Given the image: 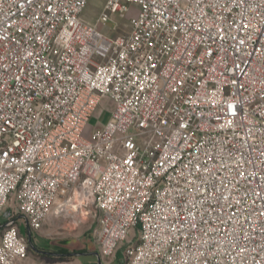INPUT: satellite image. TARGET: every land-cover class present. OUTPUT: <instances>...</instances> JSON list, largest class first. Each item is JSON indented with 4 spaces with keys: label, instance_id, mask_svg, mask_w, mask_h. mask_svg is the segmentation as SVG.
I'll return each instance as SVG.
<instances>
[{
    "label": "built area",
    "instance_id": "obj_1",
    "mask_svg": "<svg viewBox=\"0 0 264 264\" xmlns=\"http://www.w3.org/2000/svg\"><path fill=\"white\" fill-rule=\"evenodd\" d=\"M87 3L0 0V264L53 212L121 264H264V0Z\"/></svg>",
    "mask_w": 264,
    "mask_h": 264
},
{
    "label": "rangeland",
    "instance_id": "obj_2",
    "mask_svg": "<svg viewBox=\"0 0 264 264\" xmlns=\"http://www.w3.org/2000/svg\"><path fill=\"white\" fill-rule=\"evenodd\" d=\"M105 0H88L80 17L85 22H96L101 14ZM103 30H113L115 33H122L128 29V20L125 16L113 14L110 20L102 27ZM109 118V111L104 109V105L98 106L94 114L89 118L87 130L104 124ZM10 202L0 214V226L5 225L10 214ZM17 230L27 237V253L31 260L41 264H97L93 252H98L94 237L96 222L92 219H81L78 216H62L58 213H51L44 221L42 227L37 231L28 230V226L22 216L16 215L14 219ZM135 230L131 229L125 239L120 243L121 248L129 241L135 240ZM63 249L70 256L56 257L49 255V252ZM121 251H117L115 256L104 258L100 256L102 264H121ZM28 261V258L26 259Z\"/></svg>",
    "mask_w": 264,
    "mask_h": 264
},
{
    "label": "flooded vegetation",
    "instance_id": "obj_3",
    "mask_svg": "<svg viewBox=\"0 0 264 264\" xmlns=\"http://www.w3.org/2000/svg\"><path fill=\"white\" fill-rule=\"evenodd\" d=\"M62 249H58L57 251L54 252H49V255L51 256H56V257H64V256H70L69 253L65 252V251H61Z\"/></svg>",
    "mask_w": 264,
    "mask_h": 264
},
{
    "label": "water",
    "instance_id": "obj_4",
    "mask_svg": "<svg viewBox=\"0 0 264 264\" xmlns=\"http://www.w3.org/2000/svg\"><path fill=\"white\" fill-rule=\"evenodd\" d=\"M7 224H9V223H7ZM28 230H29V229H28ZM28 241H30L29 232H28ZM91 254L94 255V256L96 257L97 264H102V263H101V260H100V255H99V253H97V252H93V253H91Z\"/></svg>",
    "mask_w": 264,
    "mask_h": 264
},
{
    "label": "crops",
    "instance_id": "obj_5",
    "mask_svg": "<svg viewBox=\"0 0 264 264\" xmlns=\"http://www.w3.org/2000/svg\"><path fill=\"white\" fill-rule=\"evenodd\" d=\"M100 125H102V124H99V125H97V126H100ZM30 261H32V260L28 257V262H30Z\"/></svg>",
    "mask_w": 264,
    "mask_h": 264
},
{
    "label": "trees",
    "instance_id": "obj_6",
    "mask_svg": "<svg viewBox=\"0 0 264 264\" xmlns=\"http://www.w3.org/2000/svg\"><path fill=\"white\" fill-rule=\"evenodd\" d=\"M15 218H16V217H14L13 220H14ZM14 222H15V220L13 221V223H14ZM61 251H63V249H62Z\"/></svg>",
    "mask_w": 264,
    "mask_h": 264
}]
</instances>
